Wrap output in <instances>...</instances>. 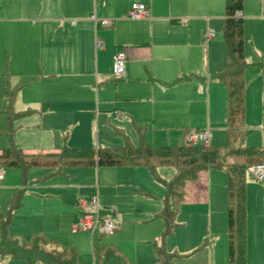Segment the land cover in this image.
Here are the masks:
<instances>
[{
	"label": "rangeland",
	"instance_id": "rangeland-1",
	"mask_svg": "<svg viewBox=\"0 0 264 264\" xmlns=\"http://www.w3.org/2000/svg\"><path fill=\"white\" fill-rule=\"evenodd\" d=\"M243 3L244 34L255 38L247 42H264L260 39L261 35H264V23L248 17L252 14L262 15L259 9L264 0H243ZM219 6L220 13H223L222 0ZM220 19L215 21L207 32L216 35V52L223 57L220 59L224 66L225 49ZM169 29L168 25L155 27L152 47L147 53H143L144 57L151 56L156 66L163 67L190 62L195 68L204 65V37L203 40L201 37V46L196 51H189L186 48V37L179 32L172 38V29ZM173 29L181 28L176 26ZM124 31L125 27H121L117 41L113 38V45L126 55L128 46L124 43ZM173 41L181 43L182 49L174 48ZM209 61L215 60L210 57ZM205 67L206 65L203 71ZM108 70L110 71V68ZM78 72L86 76L88 67L83 64ZM247 77L245 135L239 144L264 145V72L260 74L250 71ZM112 79L106 84H99L96 89L98 112L92 109V113L80 115L73 129L53 136L52 142L43 134H24L20 138V141L25 142V145H21L22 148L32 153L58 152L64 145L88 148L117 147L123 144V139L116 131L127 135L130 142L136 145L138 136L131 120L145 127L147 140L155 146L183 144V130L193 127L210 130L212 136L208 144H225L224 114H217L211 105V126L208 125V105L203 96H198L196 83L163 95L155 86L152 93L154 100H151L147 96H151V85L131 80L114 82ZM97 80L101 82V79ZM168 112L171 114L167 115ZM5 128L4 117L0 115V149L8 145ZM13 140L17 144L14 137ZM3 169L0 214L6 213L9 196L13 191L22 189L23 195L21 206L8 226V232L21 237L44 232L48 237L70 243L78 249L80 264H93L94 257L91 249L92 232H71L75 223L74 213L79 210V202L76 200L94 195L97 196V207L102 209V213L117 227L112 235H105L101 242L117 246L132 264H156L151 242L162 239L166 250L177 255L176 259L180 260L177 264H204L201 254L204 248L200 246L205 240L213 253V261L209 258L206 264L226 263V175L221 170L200 171L193 179L185 182L179 211L174 220L176 226L169 235L164 236V220L155 217L163 208V187L151 177L145 167H67L60 173L52 168H32L26 172L13 167L4 166ZM171 172L172 168H165L159 171V176L168 178ZM263 188L264 181H252L246 170L245 198L248 199L249 212L247 228L244 231L245 264H264V221L262 213L258 211L262 204ZM58 249L57 246L54 247V250ZM0 264L25 263L0 257Z\"/></svg>",
	"mask_w": 264,
	"mask_h": 264
},
{
	"label": "crops",
	"instance_id": "crops-1",
	"mask_svg": "<svg viewBox=\"0 0 264 264\" xmlns=\"http://www.w3.org/2000/svg\"><path fill=\"white\" fill-rule=\"evenodd\" d=\"M133 2L145 3L149 7V16L138 20L126 18V10ZM219 5L220 0H0V115L4 117L5 130L8 126L3 111L7 100L3 93L16 85H19V89L12 103L15 117L11 127L16 145L23 151L25 150L21 145H25V142L20 141V138L24 134H43L52 142L53 136L73 129L80 115L98 112L96 89L99 84H106L113 78L112 55L119 50L113 45L115 42L113 38L117 41L121 27H125L124 43L128 46L125 55L126 75L118 80L112 79L114 82L131 80L149 84L152 92L150 97L147 96L151 100H154L152 93L155 86L163 95L196 83L198 96L200 98L203 96L208 105V125L211 123V105L217 114L223 112L225 117L224 87L218 81L207 79L209 75L223 67L221 64L223 57L216 52L218 45L216 35L207 39L204 37L215 21L219 18L221 22L223 21L224 0L223 13H220ZM244 10L243 3L242 11L238 13L243 19V25ZM259 11L262 15L252 14L248 17L264 23V3ZM91 15H94L97 21L92 20ZM102 20H109L111 24L101 25L99 22ZM157 25H168L169 30L172 29V38L179 32L182 33L186 37V48L189 51H196L201 46V37L202 40L204 37L206 40L204 65L195 68L196 66L190 62L185 65L163 67L156 66L151 56L144 57L143 53H147L152 47ZM176 26H180L181 29H173ZM244 37L245 60L250 63L259 57L264 58V42L249 44L247 41L255 38L245 34ZM97 39L102 41L98 45ZM260 39L264 41V35H261ZM172 45L176 49H182L181 43L173 41ZM210 57L215 61L210 62ZM83 64L88 67L86 76L78 72ZM250 71L260 74L264 72L253 68L244 72L245 104L246 80ZM189 73L203 79L171 83L175 78ZM98 78L101 82L97 80ZM166 114L170 115L171 112ZM192 130L204 129L186 128L183 130L182 140L184 135ZM6 147H2L0 151ZM163 169L165 168H159L158 173ZM173 172L169 173L168 178ZM251 180L256 182L252 177ZM262 194V204L258 211L262 213L264 221V188ZM248 210L249 203L246 198V228ZM207 246V242L202 243L204 248L201 251L202 263H207L209 258L213 261V253ZM179 261L174 260L175 264Z\"/></svg>",
	"mask_w": 264,
	"mask_h": 264
},
{
	"label": "trees",
	"instance_id": "trees-1",
	"mask_svg": "<svg viewBox=\"0 0 264 264\" xmlns=\"http://www.w3.org/2000/svg\"><path fill=\"white\" fill-rule=\"evenodd\" d=\"M242 8L243 0H224L222 37L225 64L207 77L220 82L225 91L226 141L223 146H212L208 143L193 146L186 144L155 146L147 140L145 127L131 120L138 136L136 145L130 142L127 135L116 131L123 139L121 146L88 148L64 145L58 152L27 153L13 141L11 123L15 114L12 103L19 89V85H16L3 93L7 100L3 113L8 126L5 132L8 145L0 151V167L19 168L23 172L30 168H52L57 173L67 167H145L151 177L163 187V208L155 217L164 220V236L169 235L176 226L174 220L179 211L185 182L193 179L200 171L223 170L226 175L227 260L225 264H245V171L251 165L264 163V145L239 144L245 135L244 72L250 68L264 70V58L259 57L250 63L245 60L243 19L238 15ZM193 79L203 78L189 73L175 78L171 83ZM159 168H173L174 172L170 178H162L158 173ZM21 199L22 189H18L11 196L6 213L0 214V257L21 260L25 264H80L78 249L70 243L48 237L44 232H36L28 237L8 232V226L21 206ZM77 214L74 213L75 219ZM103 238L102 235L92 234L93 264H132L117 246L101 242ZM55 246L59 248L57 251L54 250ZM151 247L156 264H175L177 255L166 250L163 239L158 242L153 240Z\"/></svg>",
	"mask_w": 264,
	"mask_h": 264
},
{
	"label": "built area",
	"instance_id": "built-area-1",
	"mask_svg": "<svg viewBox=\"0 0 264 264\" xmlns=\"http://www.w3.org/2000/svg\"><path fill=\"white\" fill-rule=\"evenodd\" d=\"M149 16V7L145 3L133 2L127 8L125 17L128 19H144ZM91 19L97 21L94 15H91ZM101 25H109L111 21L102 20L99 22ZM212 32H206L204 34L205 39L213 37ZM102 41L97 39L96 45L100 44ZM111 63V76L113 79H121L126 75V56L120 51L116 50L112 55ZM264 134V127H263ZM211 138V134L208 129L204 130H192L184 135V144L186 145H196L208 143ZM250 176L256 181H263L264 179V163H258L251 165L247 168ZM4 179V169L0 167V183ZM79 210L75 223L71 228V232H77L82 230H90L92 234L98 235H112L115 230H117L116 225L109 220L107 215L102 213V209L97 207V196H90L80 199ZM91 207H95L92 209ZM92 209V210H91Z\"/></svg>",
	"mask_w": 264,
	"mask_h": 264
}]
</instances>
